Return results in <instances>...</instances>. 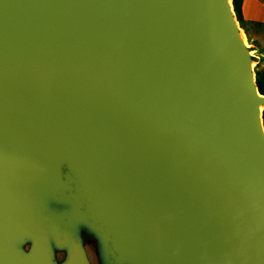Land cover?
Segmentation results:
<instances>
[{
  "label": "water",
  "instance_id": "obj_1",
  "mask_svg": "<svg viewBox=\"0 0 264 264\" xmlns=\"http://www.w3.org/2000/svg\"><path fill=\"white\" fill-rule=\"evenodd\" d=\"M232 0H0V264H264V95Z\"/></svg>",
  "mask_w": 264,
  "mask_h": 264
},
{
  "label": "trees",
  "instance_id": "obj_2",
  "mask_svg": "<svg viewBox=\"0 0 264 264\" xmlns=\"http://www.w3.org/2000/svg\"><path fill=\"white\" fill-rule=\"evenodd\" d=\"M233 9L239 25L246 35L247 42L252 46V49L256 51V57L258 58V63L255 68L256 83L261 94L264 95V69L262 64L264 61V46L261 42L254 36L251 27L244 20L242 15V0H232ZM262 118L264 121V110L262 111Z\"/></svg>",
  "mask_w": 264,
  "mask_h": 264
},
{
  "label": "crops",
  "instance_id": "obj_3",
  "mask_svg": "<svg viewBox=\"0 0 264 264\" xmlns=\"http://www.w3.org/2000/svg\"><path fill=\"white\" fill-rule=\"evenodd\" d=\"M242 15L254 36L264 46V0H242ZM261 64L264 69V61Z\"/></svg>",
  "mask_w": 264,
  "mask_h": 264
},
{
  "label": "rangeland",
  "instance_id": "obj_4",
  "mask_svg": "<svg viewBox=\"0 0 264 264\" xmlns=\"http://www.w3.org/2000/svg\"><path fill=\"white\" fill-rule=\"evenodd\" d=\"M245 37H246V35H245ZM247 39V38H246ZM250 45V44H249ZM251 46V45H250ZM251 49H252V46H251ZM252 53L254 54V70H255V68H256V66H257V63H258V58L256 57V51L255 50H253L252 49ZM258 67V66H257Z\"/></svg>",
  "mask_w": 264,
  "mask_h": 264
}]
</instances>
